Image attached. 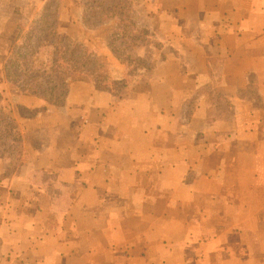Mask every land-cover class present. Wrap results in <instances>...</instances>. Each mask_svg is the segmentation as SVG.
<instances>
[{
  "label": "crops",
  "instance_id": "crops-1",
  "mask_svg": "<svg viewBox=\"0 0 264 264\" xmlns=\"http://www.w3.org/2000/svg\"><path fill=\"white\" fill-rule=\"evenodd\" d=\"M46 1L0 0V59ZM59 1L60 34L124 80L117 20ZM130 15L153 42L132 51L131 83L90 82L65 113L0 67L26 154L0 157V264H264V0H136Z\"/></svg>",
  "mask_w": 264,
  "mask_h": 264
},
{
  "label": "trees",
  "instance_id": "trees-1",
  "mask_svg": "<svg viewBox=\"0 0 264 264\" xmlns=\"http://www.w3.org/2000/svg\"><path fill=\"white\" fill-rule=\"evenodd\" d=\"M79 1L83 5V19L88 25H91L89 20L98 15L102 16L92 26L110 19L117 20V29L111 33L107 44L117 59L130 67L127 77L124 80L113 81L108 75L99 72L95 50L88 45L73 42L69 37L60 34L58 30L60 1L47 0L38 16L25 28H20L17 36L6 45L2 52L0 59L2 74L15 93L37 97L45 103L63 107V98L67 95L68 87L64 83H58L55 77L49 80L52 72L59 68L54 60L48 63L41 54L43 49L46 50L49 47L60 49L61 59L64 62L78 63L84 71V77L89 79L94 89L111 90L131 83L141 66V60L133 56L131 50L123 49L122 44L128 34L132 36L131 41L141 39L139 33L133 30L126 31L128 8L136 0H124L127 6L119 5L117 10L115 2ZM63 75L67 74L63 73ZM4 103L5 98L0 92V157L12 158L20 147L23 137L20 128L7 114Z\"/></svg>",
  "mask_w": 264,
  "mask_h": 264
},
{
  "label": "rangeland",
  "instance_id": "rangeland-1",
  "mask_svg": "<svg viewBox=\"0 0 264 264\" xmlns=\"http://www.w3.org/2000/svg\"><path fill=\"white\" fill-rule=\"evenodd\" d=\"M105 1H106V3L115 2L116 3L115 4L116 10L118 9L119 5L123 6V7L127 6V3L124 0H105ZM119 2H120V4H118ZM133 6H134V4L130 5L128 8V13H127L128 17L126 19V20H128L127 21L128 27H127L126 31L132 30L133 27L135 29V27H136L132 23V20L130 19L131 15L129 16V14L133 12ZM108 10H110V8ZM101 16L102 15H98V16L90 19L89 21L91 23V26L93 24H95V21L98 22V20ZM136 32L139 33L141 40L134 41V39H133V41H131L132 36L130 34H128L124 38V43L122 44L123 49L133 51L135 49H138L139 45L142 44L143 42H148V44H153L152 40L150 38H148L146 33H144L142 30H139V31L136 30ZM120 40H121V38H120ZM41 54L43 55L46 62L51 63V61L54 60L56 62V64L59 65V68L52 72V75L49 77V80H52L53 77H55V79L58 83L59 82L64 83L68 87L67 95L63 98L64 99V105L62 108H60L62 110L61 112L65 113L66 111H68L67 108L69 106V101H71L72 104L75 102L71 97H75V95H77V94L87 95L88 92L91 90V83L87 79H84V78H86V77H84V74H83L84 71L78 63L64 62L61 59V50L60 49H55L53 47H49L46 50L43 49L41 51ZM63 73L67 74V75H63ZM11 91L13 93H15L12 87H11ZM19 95H21V94L19 93ZM68 96H70V99H67ZM34 98L36 99L37 97H34ZM7 102L8 101H5L4 105ZM5 107H7V106H5ZM35 108L41 109L42 107L40 105H38ZM20 113L23 114L24 116L29 115V111L26 109H21ZM72 116H73V113H71V116H69V118L72 119ZM15 155H17L18 157H21L22 155H26V154L23 152V148L19 147L17 149V152L15 153Z\"/></svg>",
  "mask_w": 264,
  "mask_h": 264
}]
</instances>
